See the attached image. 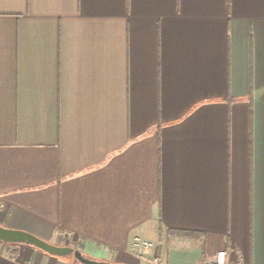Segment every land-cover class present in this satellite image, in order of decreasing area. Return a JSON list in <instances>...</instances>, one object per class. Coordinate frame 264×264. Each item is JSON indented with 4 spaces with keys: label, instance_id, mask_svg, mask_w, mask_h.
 Returning a JSON list of instances; mask_svg holds the SVG:
<instances>
[{
    "label": "crops",
    "instance_id": "1",
    "mask_svg": "<svg viewBox=\"0 0 264 264\" xmlns=\"http://www.w3.org/2000/svg\"><path fill=\"white\" fill-rule=\"evenodd\" d=\"M0 225L97 262L264 264V0H0Z\"/></svg>",
    "mask_w": 264,
    "mask_h": 264
},
{
    "label": "water",
    "instance_id": "2",
    "mask_svg": "<svg viewBox=\"0 0 264 264\" xmlns=\"http://www.w3.org/2000/svg\"><path fill=\"white\" fill-rule=\"evenodd\" d=\"M0 242L8 245L33 247L55 258H67L71 255L80 264H111L96 262L86 258L80 251L70 247H59L52 245L32 234L10 230L0 225Z\"/></svg>",
    "mask_w": 264,
    "mask_h": 264
},
{
    "label": "built area",
    "instance_id": "3",
    "mask_svg": "<svg viewBox=\"0 0 264 264\" xmlns=\"http://www.w3.org/2000/svg\"><path fill=\"white\" fill-rule=\"evenodd\" d=\"M138 242L140 243V249L141 248L149 249V248H151L153 246L152 243H150L148 241L138 240ZM140 253H141V251H140ZM152 264H161V262H160V260L158 258H154L152 260ZM205 264H230L229 261H228V254L225 251H221L214 258H212L211 260L207 261ZM234 264H242V263L241 262H237V263H234Z\"/></svg>",
    "mask_w": 264,
    "mask_h": 264
},
{
    "label": "rangeland",
    "instance_id": "4",
    "mask_svg": "<svg viewBox=\"0 0 264 264\" xmlns=\"http://www.w3.org/2000/svg\"><path fill=\"white\" fill-rule=\"evenodd\" d=\"M59 247H61V246H59ZM62 247H70V248H73L74 250H78L77 248L81 249V246L79 245V243L74 244V242L71 241V240H69L67 242L64 241ZM29 248H32V247H29ZM85 257L88 258V259H90V260H92V258H89V256H85ZM64 259H67L68 261H71L72 263H76L75 258H74L73 255H71V256H69L67 258H64Z\"/></svg>",
    "mask_w": 264,
    "mask_h": 264
},
{
    "label": "trees",
    "instance_id": "5",
    "mask_svg": "<svg viewBox=\"0 0 264 264\" xmlns=\"http://www.w3.org/2000/svg\"><path fill=\"white\" fill-rule=\"evenodd\" d=\"M81 253H82V250L81 249H79V248H77ZM76 261V260H75ZM76 263H78L77 261H76ZM78 264H80V263H78Z\"/></svg>",
    "mask_w": 264,
    "mask_h": 264
}]
</instances>
